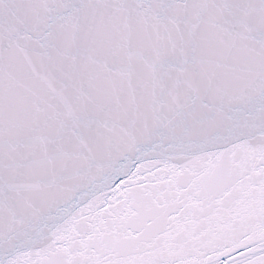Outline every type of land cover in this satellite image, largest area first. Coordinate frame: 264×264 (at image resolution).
Listing matches in <instances>:
<instances>
[{"label": "snow or ice", "instance_id": "1", "mask_svg": "<svg viewBox=\"0 0 264 264\" xmlns=\"http://www.w3.org/2000/svg\"><path fill=\"white\" fill-rule=\"evenodd\" d=\"M0 264H264V0H0Z\"/></svg>", "mask_w": 264, "mask_h": 264}]
</instances>
